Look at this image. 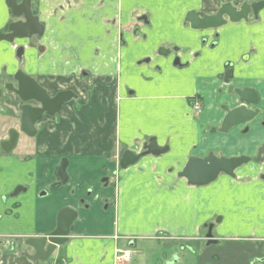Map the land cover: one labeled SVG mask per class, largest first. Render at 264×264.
<instances>
[{
	"label": "crops",
	"instance_id": "1",
	"mask_svg": "<svg viewBox=\"0 0 264 264\" xmlns=\"http://www.w3.org/2000/svg\"><path fill=\"white\" fill-rule=\"evenodd\" d=\"M226 2L236 8L250 4L244 1L236 6V0H32L31 10L43 24V33L30 41L0 42V86L21 69L50 95L74 90L78 84L83 96L45 117L38 125L45 124V131L39 133L38 128L35 137L18 144L16 154L0 159V233L48 234L64 207L77 211V217L67 241L55 248L47 262L27 258L25 254L34 250L17 237L19 253L0 251V264H264V182L229 180L220 174L207 185H188L177 176L185 161L176 170L170 168L178 181L164 183L156 197L139 194L135 198L127 191L133 188L124 183L115 214L109 204L87 199L93 195L91 185L95 186L91 173L102 168L101 151L95 145L99 148L101 142L115 138L111 135L118 134L124 141L147 138L142 145L154 137L157 145L167 147L165 153L152 154L162 159V168L173 160L170 143L162 142L170 139L176 148L190 139L189 127L176 126L177 133L166 134L172 123L165 115H178L183 107L187 120L195 114L186 96L198 97L204 105L198 124L219 125L224 113L218 107L230 100L220 86L219 74L226 70L234 87L252 88L259 96L258 104L251 107L259 110L258 115L240 124L239 134L250 135L251 145L236 144L243 151L239 155H255L264 142V120L258 117L264 70L256 74L247 68L256 54L251 45L264 37V6L255 15L261 25L244 28L241 36L235 24L249 18L207 30L191 29L185 21L189 10L210 14ZM15 20L7 0H0V33ZM19 48L22 52H17ZM263 51L259 45L260 56ZM177 57L187 65L172 64ZM117 77L125 85L119 100L108 80ZM214 85L216 92L210 94ZM1 113L2 109L0 125ZM245 126L248 130L242 132ZM200 130L198 139L206 143L207 133ZM212 141L208 147H213ZM216 141L217 155L225 156L221 151H226L230 140L218 137ZM63 158L68 161L64 185L57 177ZM100 182L104 188L110 185L107 176H101ZM17 184L25 190L2 199ZM101 217L105 223H99ZM95 219L97 224H90ZM124 250L131 252V258L118 262L116 253Z\"/></svg>",
	"mask_w": 264,
	"mask_h": 264
},
{
	"label": "water",
	"instance_id": "2",
	"mask_svg": "<svg viewBox=\"0 0 264 264\" xmlns=\"http://www.w3.org/2000/svg\"><path fill=\"white\" fill-rule=\"evenodd\" d=\"M11 14L15 20L8 24L7 31L0 33V42L6 41L12 43L15 39L31 40L33 35L40 37L43 33V24L38 21V18L31 10L32 0H7ZM264 6V1L254 2L251 4H243L236 8L231 3H223L214 13L206 14L195 10H189L185 14V21L189 23L191 29L207 30L217 29L225 25L228 21L239 22L247 20L249 14L254 15ZM33 46L32 43H29ZM22 49V48H21ZM21 52V50L19 51ZM178 65V59L175 58L174 65ZM230 71L225 75V82H228ZM13 78L16 82V87L13 84H5V89L12 91L17 95L24 104L21 107V131L32 137L36 134L34 126L35 121L44 113L55 114L61 104L76 97L70 91H61L50 97L44 88L38 85L35 79L25 74L21 69H18ZM229 92H233L239 99V104L233 107L223 106L224 116L218 128L212 127L210 132L228 133L229 130L238 126L239 124L247 123L253 120L257 114L258 109L253 110L259 102L257 92L249 87L233 88L229 85ZM30 99L40 102L39 107H30L26 102ZM247 127L242 132H246ZM15 130L9 131L10 137L7 140L0 142V147L3 150H11L15 145ZM142 151L134 153L132 150L125 149L119 159V167L125 169L128 166L135 164L142 156L148 154L165 153L167 147L157 145L156 139L151 137L147 143L143 144ZM264 160V142L257 149L255 156L237 155V156H221L213 152H208L204 157L189 156L178 172L177 176L184 178L188 185L204 186L217 179L220 174H225L230 177H235V171L251 161L262 162ZM68 161L63 158L57 169V176L62 182L68 178L66 173ZM18 189L14 192L16 193ZM13 193V195L15 194ZM77 217V211L64 207L57 215L56 226L54 230L45 236H36L28 238L25 244L34 250V254L29 256L33 261L47 260L57 246L63 245L70 234L71 226Z\"/></svg>",
	"mask_w": 264,
	"mask_h": 264
},
{
	"label": "rangeland",
	"instance_id": "3",
	"mask_svg": "<svg viewBox=\"0 0 264 264\" xmlns=\"http://www.w3.org/2000/svg\"><path fill=\"white\" fill-rule=\"evenodd\" d=\"M233 1V0H231ZM248 2L251 3L253 1L256 2V0H236V6H240L242 2ZM238 2V3H237ZM214 11V10H213ZM264 11V10H262ZM256 16H254L253 14L249 15V19L247 20L248 22H241L240 24H235L237 30H238V36L243 35V29H253V26H260L261 24H259V20L257 21V19L255 18ZM255 31H257V29H255ZM264 32V31H262ZM19 39H16L14 42L18 41ZM259 45L261 47L264 48V37L260 36L258 38V40L256 41L255 44L251 45V47H255L256 48V54L252 57L253 59V63H251V65L248 66L247 68V72H251V73H256L259 74L264 70V51L262 52L261 56L259 55ZM250 52V51H249ZM258 69V70H257ZM262 69V70H261ZM261 70V71H259ZM261 78V77H260ZM10 78L8 77L7 80H9ZM120 78L117 77L116 79L114 78H109L108 80L111 81L110 85H111V89H115V93H113V96L116 100H119L122 97V93H121V89H124V84L121 83L122 81L119 80ZM1 81V80H0ZM230 82L228 84H226V82H221V88H222V95L226 96L227 98H229L230 100H228V107H230V105H234L237 102V95L234 94L233 92H229L228 91V87L229 85H233L231 83V80H229ZM262 93H261V97L263 99L262 103H260L258 106L261 110L262 113L264 112V80L262 79ZM87 83H90L89 80H87L85 82V89L87 88ZM104 84V83H103ZM220 84V83H219ZM227 88V89H226ZM215 89V85L213 86V89L210 91V94H215L216 90ZM226 89V90H224ZM125 92V91H124ZM93 95H95L93 93ZM124 95V93H123ZM196 96V95H194ZM198 96V95H197ZM122 99V98H121ZM185 99L187 100V102L190 104H194L195 99L193 97H189L186 96ZM3 102H7L6 104H3ZM16 100L12 99L8 96H4L1 98L0 103L3 107L2 109V113H1V117H2V125H0V140L5 139L7 137V128L8 127H13V128H17L18 127V108L17 105L15 104ZM200 110L201 108L204 107V105L202 106V103L200 102ZM218 106V104H217ZM257 106V107H258ZM221 108L218 107V110L220 113H225L223 110V106H220ZM193 108V106H192ZM119 110V109H118ZM193 110H195L193 108ZM188 112L189 109L187 110ZM196 111V112H195ZM194 111V115H192V118L190 120H187L185 117H183L186 113V110L183 108L180 109V114H170L168 116L165 115V117L167 118L166 120L170 121L172 123V127L169 131L166 132V134L168 133H173V132H178L179 129H176V126L178 127H182V128H187L189 127L186 131H188L190 133V139L189 141H183L179 143V146L173 147L171 144V140H165L162 143H170L171 147L169 149L170 153L169 155L172 156V161L169 163V165H165L164 167L160 168V164L159 161H161L162 159L160 158L159 160L158 157L152 155V154H148L145 155L143 157L140 158V160H138V162L132 166H129L126 170H122L120 169L119 165H118V161L121 155V152L127 148V149H132L134 152H141L142 151V142L143 141H147V138L143 139H139V138H128V140L124 141L121 140V137H118V134L116 135H111L110 137L115 136V138L113 137V139H107L103 142H101L99 145V148L97 145H95V150L101 151L100 157L99 159H103L102 161V168L100 171V173H91L90 175L93 177V181H94V185H91L92 191H93V195H91L90 197H88L87 199L89 200V202H94L96 200H99L102 204L107 203L110 205V209H113L111 212L117 213L118 208H120L121 205H119L120 203V197H121V191L122 188L124 189V183L129 187V188H133L132 190H127L128 187L125 189L128 191L129 194H132L133 197H138L139 194L141 196H143L145 194V196L148 197H156V193L157 191L160 190V188L162 186H166L164 185V183L167 182H177L178 178L176 177L175 172L170 171L171 169H174V167L180 168L182 162H185L188 155H195V156H199V157H204L206 156L208 149L212 150L214 154H218V146L216 145L217 141L216 139L218 137H222L223 139H229L230 141H227V148L226 151H221V153L223 155H239L241 154L243 151H240V149H238V147L236 146L237 143H240L239 145H243L244 146H250V135L248 136H243L241 134H239L240 132V128L241 126H236L234 128H232L227 134L226 133H221V132H214L215 134H209V128L210 127H215L218 128L219 125H211V124H205L202 125L198 124L197 122L200 120L198 119L201 115H202V111ZM200 112V113H199ZM260 114L258 117L260 118V120H264V114ZM263 115V116H262ZM118 116L116 115V118ZM191 120H193L195 123H191ZM184 122V123H180ZM43 122V121H42ZM47 127L50 128V126L52 124L48 125V122L46 123ZM117 124V123H116ZM45 125V124H44ZM44 125L41 126H37V128H39V133L45 131V127ZM255 126V125H254ZM116 130L118 129V125L115 126ZM205 130V132L207 133V138L208 140L206 141V143H203L200 138L198 139V134L200 133V129ZM259 128V127H258ZM152 129V128H151ZM18 130V128H17ZM50 130V129H49ZM203 130V131H204ZM38 131V130H37ZM243 131V130H242ZM264 131V130H261ZM118 133V131L116 132ZM175 133V134H176ZM174 134V135H175ZM158 136H160L158 134ZM193 136V137H192ZM173 137V136H172ZM211 139H213L212 143H213V147H208L207 145H209L211 143ZM236 141V142H235ZM97 143V141H96ZM215 145V147H214ZM204 147V148H202ZM16 149V147H15ZM15 149L13 151H15ZM80 152L82 153L81 149H79ZM209 151V152H212ZM229 151V152H228ZM74 152V150H73ZM247 153V152H246ZM16 154V153H13ZM248 154V153H247ZM250 156H254V153H249ZM76 156V155H75ZM78 156V155H77ZM155 158V159H154ZM88 163V161H87ZM153 164V165H152ZM247 167L250 168V171L246 172L245 169H247ZM174 169V170H176ZM156 173L157 176H153V174ZM244 173V174H243ZM101 176H107L109 177V187L104 188L103 183L100 182V177ZM220 176L226 177L229 180H233V179H238V181H245V180H257L260 183L264 182V179H262L261 176H264V161L261 163H255L253 161L242 165L241 167H239L236 170V177L232 178L230 176H227L225 174H221ZM219 176V177H220ZM239 177V178H238ZM232 178V179H231ZM88 185V184H87ZM264 185V184H263ZM85 195V194H84ZM86 198V197H85ZM98 214H103V212L101 211V213L99 212ZM100 217H96V219H98ZM90 220V224H97V221ZM103 217H101L100 222L99 223H105V220H102ZM120 251V250H119ZM129 255L131 258V252L129 251H121L120 253L117 252L116 253V260L118 262H122L124 261V257Z\"/></svg>",
	"mask_w": 264,
	"mask_h": 264
},
{
	"label": "flooded vegetation",
	"instance_id": "4",
	"mask_svg": "<svg viewBox=\"0 0 264 264\" xmlns=\"http://www.w3.org/2000/svg\"><path fill=\"white\" fill-rule=\"evenodd\" d=\"M196 11V10H195ZM143 18V17H142ZM144 19V18H143ZM8 26V25H7ZM6 30H7V27H6ZM5 30V31H6ZM33 36H36V39H37V35H33ZM41 37V36H40ZM32 40H34V39H32ZM206 41V39H203V42H205ZM34 43V42H33ZM32 43V44H33ZM35 45L33 44V46L32 47H34ZM21 50V52H22V49L21 48H19L18 49V51L17 52H19ZM177 59H178V65H180L179 67H181V68H183L185 65H187V64H182L181 62H180V60H179V58L177 57ZM174 61V60H173ZM174 62H172V64H173ZM177 65V64H176ZM228 71H230V70H226V71H224V72H222L221 74H219V78L222 80V82H225V75L227 74V72ZM15 74V73H14ZM13 74V75H14ZM230 74H231V72H230ZM13 75H11V76H9V80H6V82H4V83H2L1 84V86H0V99L2 98V97H4V96H8V97H10V98H12V99H15L16 100V102H15V104L17 105V108H18V111H19V113H18V118H17V120H18V130H17V128H13V127H8L7 128V137L5 138V139H1L0 140V142L1 141H4V140H7L9 137H10V135H9V131L11 130V129H13V130H15V132H16V134H15V137H16V139H15V145H14V147L11 149V150H8V151H6V150H3L1 147H0V159H4V158H6V157H8V155H10V154H12V153H14V149H15V147H18V144L22 141V140H25V138H32V137H35L36 135H37V130H38V128H37V126L45 119V117H47V116H52V115H55L61 108H62V106H64L65 104H67L68 102H70L71 100H73V99H75V100H78L79 98H81V96H83V90H82V86L81 85H78V84H75V86H74V90H72V89H66V90H70V91H72L74 94H75V96L76 97H73V98H71L70 100H68V101H66V102H64L63 104H61L60 106H59V108H58V110H57V112L55 113V114H48L47 112H44L36 121H35V123H34V126H35V129H36V134L34 135V136H32V137H30V136H28L26 133H24V132H22L21 131V125H20V119H21V107H22V105L24 104V102L23 101H21V99L17 96V95H15L12 91H9V90H7V89H5V87H4V85L5 84H8V83H11V84H13V86L14 87H16V82H15V80H14V78H13ZM231 77V76H230ZM66 90H64V91H66ZM46 92H47V90H45ZM61 92V91H60ZM56 93H58V92H56ZM47 94L50 96V97H53L54 95H50L48 92H47ZM195 97V96H194ZM197 101H199V102H201L200 101V99L198 98V97H196L195 98ZM237 101L239 102V99H238V97H237ZM7 102H3V104H6ZM26 104L27 105H29L30 107H39L40 106V102L39 101H37V100H33V99H30V100H28L27 102H26ZM0 109H3L2 107L0 108ZM58 177V176H57ZM58 179H59V182L61 183V184H65L66 182H67V180L65 181V182H62L61 181V179L58 177ZM16 189H18L17 191H16V193L14 192ZM25 190V187L24 186H22V185H20V184H17V185H15L14 186V188L8 193V194H6V195H3L2 196V199H5L6 197H16V196H18L22 191H24ZM13 193H15L14 195H13ZM45 235H47V234H44V235H41V236H45ZM17 237H19V238H21V242H23V244H25V241L28 239V238H32V237H36V236H30V235H25V236H22L21 234H9V233H0V251H4V250H7V251H9V252H13V253H15V252H18L19 253V244H20V242L17 240ZM26 245V244H25ZM26 246H28V245H26ZM28 247H30V246H28ZM31 248V247H30ZM25 255H27V258H29V256H32V254H29L28 252L25 254ZM50 258V257H49ZM49 258L47 259V260H45V261H42V262H47L48 260H49ZM30 259V258H29ZM38 261H41V260H38ZM37 261V262H38ZM36 262V261H35Z\"/></svg>",
	"mask_w": 264,
	"mask_h": 264
},
{
	"label": "built area",
	"instance_id": "5",
	"mask_svg": "<svg viewBox=\"0 0 264 264\" xmlns=\"http://www.w3.org/2000/svg\"><path fill=\"white\" fill-rule=\"evenodd\" d=\"M129 259V255L124 257V261H127Z\"/></svg>",
	"mask_w": 264,
	"mask_h": 264
},
{
	"label": "bare ground",
	"instance_id": "6",
	"mask_svg": "<svg viewBox=\"0 0 264 264\" xmlns=\"http://www.w3.org/2000/svg\"><path fill=\"white\" fill-rule=\"evenodd\" d=\"M136 129V128H135Z\"/></svg>",
	"mask_w": 264,
	"mask_h": 264
}]
</instances>
